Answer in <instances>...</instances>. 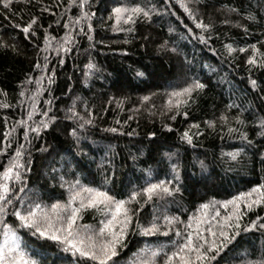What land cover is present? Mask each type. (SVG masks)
Masks as SVG:
<instances>
[{
    "label": "trees",
    "instance_id": "obj_1",
    "mask_svg": "<svg viewBox=\"0 0 264 264\" xmlns=\"http://www.w3.org/2000/svg\"><path fill=\"white\" fill-rule=\"evenodd\" d=\"M184 2L197 22L211 27L196 28L176 0H87L83 9L79 0H12L8 9L0 4V172L16 159L18 149L25 165L3 222L38 264L83 261L55 241L17 227L11 213L21 198L49 206L65 202L79 181L119 200L139 193L147 183L172 180L168 186L179 191L151 200L138 196L139 202L126 205L132 221L124 246L113 257L115 264H142L151 258L149 249L159 248L156 264H163L164 253L174 250L173 241L182 242L175 232L183 233L179 223L169 225L165 217L186 223L203 214L205 210L197 212L201 204L231 200L262 182L264 66L259 61L264 59V0ZM134 4L150 9L151 19L120 22L121 30H114L112 9ZM85 12L89 19L83 18ZM33 19L24 33L22 28ZM251 45L258 49L257 65L247 62ZM193 80L205 87L186 104L177 107L175 98L170 104L169 94ZM43 121H48L47 128L40 127ZM28 128H38L39 134ZM113 128L117 131H109ZM185 131L191 143L181 139ZM5 133H10L8 139ZM237 151L235 160L227 155ZM240 208L244 211L243 200ZM216 210L224 216L232 206L226 210L217 204ZM103 216L96 208L82 209L76 226L98 230ZM257 216L258 224L264 222V205L245 212L241 229ZM154 217L159 231L139 234L137 222L148 226ZM259 261H264V230L254 227L239 230L210 264Z\"/></svg>",
    "mask_w": 264,
    "mask_h": 264
},
{
    "label": "snow or ice",
    "instance_id": "obj_2",
    "mask_svg": "<svg viewBox=\"0 0 264 264\" xmlns=\"http://www.w3.org/2000/svg\"><path fill=\"white\" fill-rule=\"evenodd\" d=\"M74 2L75 0H69L70 4ZM164 2L167 3L168 0H164ZM176 2L183 9L184 13L189 16V19L193 20L196 28L206 30L211 27L210 24L197 22L184 0H176ZM11 3L12 0H0V4H3L5 9H8ZM86 3L87 0H79V7L83 9ZM151 16L152 11L150 9H146L139 4H134L130 7L125 5L114 7L110 18L116 21L113 25L114 30H121L119 28L120 22L134 24L138 17L150 20ZM83 18L89 19L90 17L85 12L83 13ZM249 18L251 19V17ZM80 19V17H77V23L80 22ZM33 23H35V19L26 27H23L22 31L29 33ZM65 27H67V24H65ZM91 30V25H89L88 32L90 33ZM127 31H134V29L129 28ZM189 31L191 32V29ZM32 34L34 35V33ZM89 39H91V36H89ZM201 40L203 41V37H201ZM166 43L161 45V47H166ZM225 47L229 53L233 51L231 46L226 45ZM239 51L244 52L245 49L240 48ZM251 51L253 55L248 57L247 62L257 65L258 61L255 57L258 54V49L255 45H251ZM259 66H264V59L259 61ZM86 67L91 68L93 66L89 64ZM137 75L142 76L143 73L137 72ZM49 82H52L51 77H49ZM250 83L255 87L256 81L252 80ZM204 87V84L193 80L178 91L174 89L169 94V103L171 104L173 98H175L177 107L181 103L186 104L193 92H198ZM21 95H23V92H21ZM181 97H184V99H181ZM143 100H148V97H143ZM3 106L0 105V107ZM32 115L33 113H28L29 118ZM44 115H47V112ZM75 115L76 113L73 112V116ZM171 118L175 119V116ZM51 119H54V117H49V120ZM220 119L226 120V117L222 115ZM237 122L240 123L241 121L237 118ZM20 123L26 125L24 121ZM85 123H91V120H86ZM206 123L212 126V122ZM261 126L264 127V121L261 122ZM40 127L47 128L48 121H43ZM193 127L198 126L193 125ZM28 130L37 133V135L39 134L38 128H28ZM109 131L115 132L117 129L113 128L109 129ZM229 131H232V129H229ZM260 134H264V132ZM9 135L10 133H5V139H8ZM73 135H75V130H73ZM25 136H27V131L25 132ZM241 138L246 139V136L241 134ZM181 139L187 143L192 142V137L188 131L183 133ZM3 151V149H0V152ZM21 155L22 153L18 149L15 153L16 159L10 161L8 165L4 166L3 171L0 172V223H3L4 229L3 233H0V237H2L0 239V264H38L37 260L29 256L25 248L21 247L15 230H11V226L3 222L7 205L13 204L12 196L15 193L12 191V188L17 182L23 181L22 170L25 165L19 162ZM227 155L235 160L239 152L228 153ZM201 166L203 167V162H201ZM175 168L176 166L173 165L174 171ZM174 179L178 181L179 177L174 176ZM170 184H172V180H159L156 183H147V186L143 187L139 193L132 191L126 199L118 200L114 196L109 195L108 192L101 191L98 188L82 187L79 185V181H77L71 187L78 190L70 191L67 201H56L49 206L35 201L29 202L26 198H21L18 201L20 207H14L11 215L18 221L17 227L30 230L31 235L38 236V238L55 241L58 246H61L63 251L71 252L73 256L78 255L82 258L83 264H87L89 261L92 264H115L113 257L117 255L118 247L122 248L124 246L123 241L128 233L129 224L132 221V210L126 205L133 201L139 202L137 200L138 196L151 200L153 197L171 195L174 191H179L178 188H170L168 186ZM19 191L24 192V189L21 188ZM242 200L244 201V211H241L240 208V201ZM217 204L226 210L231 205L232 211L221 216L220 212L216 210ZM256 205H264V178H262V182L259 185L250 189L249 192H242L231 200L201 204L197 212L205 210L203 214L190 216L186 223L178 221L175 217L171 219L165 217L169 225H172L174 222L179 223L183 227V233L180 230L175 232V236L180 238L182 242L173 241L174 250L164 253L163 264H210L236 238L239 230L248 231L249 228L254 227L264 230V222L257 223L261 220L260 216H257L255 220H252L250 224L241 229V217L246 211ZM85 208H96L98 211L103 212L104 216L100 221L98 230H90V226L84 225L81 226L82 231L81 228L76 226L79 214ZM209 209H212V211H209ZM138 211L139 209H136V212ZM136 229L141 235H150L159 231L155 217L153 222H150L148 226L137 222ZM164 234L167 235L166 232ZM149 251L151 258L143 261L142 264H156V258L162 250L157 248L149 249ZM33 255L38 256L41 253L33 250ZM249 264H264V261L249 262Z\"/></svg>",
    "mask_w": 264,
    "mask_h": 264
}]
</instances>
